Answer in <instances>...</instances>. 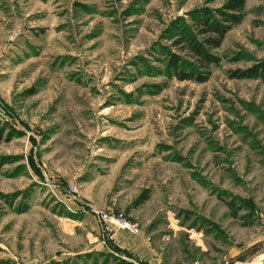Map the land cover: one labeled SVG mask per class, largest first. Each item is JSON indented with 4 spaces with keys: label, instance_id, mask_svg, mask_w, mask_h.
<instances>
[{
    "label": "rangeland",
    "instance_id": "rangeland-1",
    "mask_svg": "<svg viewBox=\"0 0 264 264\" xmlns=\"http://www.w3.org/2000/svg\"><path fill=\"white\" fill-rule=\"evenodd\" d=\"M231 1L0 0V264H264V0Z\"/></svg>",
    "mask_w": 264,
    "mask_h": 264
},
{
    "label": "trees",
    "instance_id": "trees-1",
    "mask_svg": "<svg viewBox=\"0 0 264 264\" xmlns=\"http://www.w3.org/2000/svg\"><path fill=\"white\" fill-rule=\"evenodd\" d=\"M244 4L245 0H232L229 2L228 6L232 10H239L244 6ZM197 19V22L204 26L202 32L205 34V38L203 39V42H198L196 37H193L190 42V50L193 51V54L198 62H196V64L192 62L187 63L184 67L179 65L180 61L178 59H174L172 63L175 75L181 80L195 79L201 81L206 78L202 75V72H204L203 70H207V68L219 61V58L213 55L209 50L210 48L220 47L230 29V25L227 23L217 19L211 21L210 17L207 15ZM257 72L258 66L244 71L242 74L255 75Z\"/></svg>",
    "mask_w": 264,
    "mask_h": 264
},
{
    "label": "built area",
    "instance_id": "built-area-1",
    "mask_svg": "<svg viewBox=\"0 0 264 264\" xmlns=\"http://www.w3.org/2000/svg\"><path fill=\"white\" fill-rule=\"evenodd\" d=\"M104 223L111 229H128L130 231L136 232L138 231V228L136 225H134L132 222L127 221L123 219L122 217L110 214V213H104L102 214Z\"/></svg>",
    "mask_w": 264,
    "mask_h": 264
},
{
    "label": "crops",
    "instance_id": "crops-1",
    "mask_svg": "<svg viewBox=\"0 0 264 264\" xmlns=\"http://www.w3.org/2000/svg\"><path fill=\"white\" fill-rule=\"evenodd\" d=\"M127 233L126 232H118L117 233V240H119L118 242H122L124 241L125 238H127Z\"/></svg>",
    "mask_w": 264,
    "mask_h": 264
}]
</instances>
